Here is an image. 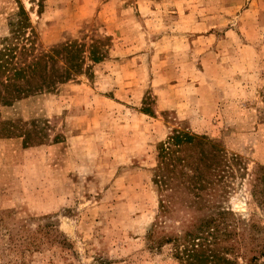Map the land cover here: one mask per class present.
I'll return each instance as SVG.
<instances>
[{
    "label": "rangeland",
    "instance_id": "obj_1",
    "mask_svg": "<svg viewBox=\"0 0 264 264\" xmlns=\"http://www.w3.org/2000/svg\"><path fill=\"white\" fill-rule=\"evenodd\" d=\"M20 3L41 48L111 45L88 74L0 109L34 137L0 136V264H182L148 240L174 195L154 181L174 130L219 145L215 204L264 247V0H0V24Z\"/></svg>",
    "mask_w": 264,
    "mask_h": 264
},
{
    "label": "trees",
    "instance_id": "obj_2",
    "mask_svg": "<svg viewBox=\"0 0 264 264\" xmlns=\"http://www.w3.org/2000/svg\"><path fill=\"white\" fill-rule=\"evenodd\" d=\"M110 45L109 37H90V41L84 37L41 48L30 14L20 3L0 24V109L12 108L33 95L54 92L88 74L94 64L108 57ZM15 135L28 142L34 138L17 119L0 117V136ZM158 156L154 181L159 190L174 191V195L160 200L162 220L148 234L152 247L172 245L182 264H241L240 257L248 264H262L258 261L264 247L254 246V237L241 231L235 215L215 204L217 175L225 166L219 145L205 135L174 130L168 141L160 144ZM259 169L253 194L264 204V167ZM183 188L189 192L188 198L175 199ZM179 212L183 213L182 228L169 235L165 218ZM247 252L254 254L246 257Z\"/></svg>",
    "mask_w": 264,
    "mask_h": 264
}]
</instances>
